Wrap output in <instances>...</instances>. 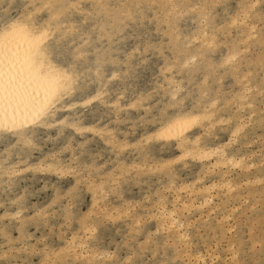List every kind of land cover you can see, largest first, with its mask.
I'll return each instance as SVG.
<instances>
[{
  "label": "snow or ice",
  "instance_id": "snow-or-ice-1",
  "mask_svg": "<svg viewBox=\"0 0 264 264\" xmlns=\"http://www.w3.org/2000/svg\"><path fill=\"white\" fill-rule=\"evenodd\" d=\"M10 9L0 11V264H264V237L223 250L214 237L215 248L200 252L191 205L167 195L194 187L176 174L189 160H214L207 173L224 177L248 166L227 149L245 129L264 130V0H32L15 15ZM129 39L138 42L131 52ZM141 68L154 72L147 98H163L132 120L122 114L144 107L145 95L126 103L124 92L113 97L107 85L121 81L126 92ZM90 105L85 123L78 110ZM121 125L139 129L138 139L129 140ZM218 125L230 126L227 143H202ZM50 129L54 136L42 131ZM193 129L203 135L192 140ZM97 138L104 147H90ZM160 147L179 154L158 157ZM260 155L261 176L249 184L264 189V149ZM33 159L38 163L29 164ZM25 172L58 178L50 202L33 204L26 188L20 195ZM144 177L157 187L126 199L125 186ZM208 185L225 194L237 187ZM260 196L245 204L264 220V191ZM118 222L128 225L120 240L107 235Z\"/></svg>",
  "mask_w": 264,
  "mask_h": 264
},
{
  "label": "rangeland",
  "instance_id": "rangeland-1",
  "mask_svg": "<svg viewBox=\"0 0 264 264\" xmlns=\"http://www.w3.org/2000/svg\"><path fill=\"white\" fill-rule=\"evenodd\" d=\"M32 0H0V11H3L9 5H11V14L15 15L16 12L23 10V5L25 3H31ZM85 3H91L92 0H84ZM110 2H118V0H110ZM127 46L128 51H132V47L135 46L138 42L132 39H129L124 42ZM224 52H227V49H223ZM138 55V54H137ZM141 75L138 79L129 80L127 84V91L125 92V84L121 81H112L108 83L107 90L110 92L111 96H115L117 91L124 92L125 102L132 103L133 96L138 99L139 95L143 93L146 97L144 101V107L139 109H127L126 113L122 115H129L132 120H138L141 115H145V108L149 105H154L157 99L163 98V92L159 96H153L151 99H148V93L152 92L155 87L154 72L152 68H149L148 71H144L143 68L140 70ZM159 74V67L155 68V75ZM94 106L90 105L87 109L80 108L79 113H83L81 117L85 123L91 122V112ZM101 111H106L101 106ZM229 125L217 126V129L213 130L211 136H203L202 143L207 142L209 147L219 145L221 143H227V140L231 137L230 131H228ZM121 128L125 131H130L132 135L128 137L129 140L135 142L138 139L137 133L139 129L132 128L131 125H121ZM49 132L53 136L55 135V129L42 130ZM246 135H242L236 142H234L227 151L237 158L244 159L245 164L248 165L243 170L242 169H231L227 170L228 174L226 177L216 174H208L206 165L212 163L211 161H187V167H184V164L181 163L177 165L178 172L176 173L179 176L180 181L183 184L194 185V187L188 192H171L167 195L171 197L173 201L180 199L181 203L188 202L191 205L190 208V222L196 223L200 222L201 230L199 232L193 231V236L198 243L200 252L207 255L208 247L215 248L216 239L218 237L220 243L223 246H227L229 242L237 244L239 246L242 240L251 241L259 240L261 237H264V220L261 219L259 208L253 212L251 208L245 204L246 200H251L253 202L259 203L261 196L260 193L264 191L261 189L260 185L249 184V180H256L261 176V150L264 149V141L261 137L264 136V130H262L259 125L245 129ZM196 135H203L202 130L196 129L194 131ZM194 137L195 135H191ZM45 142L48 147H52V141H48L47 137H44ZM96 144H100L101 147H104L102 142L98 138L94 141L90 147H95ZM2 150V148H0ZM158 157L164 159L170 158L173 154H179L177 148L169 147H160L156 150L155 153ZM38 156L39 153H36ZM42 158V157H41ZM231 158V156L229 157ZM38 163V161L29 160V164ZM255 165V167H252ZM225 170L218 169L217 172H223ZM202 173L204 175H202ZM143 183L137 185L132 183L131 185H126L125 198L126 199H135L139 200L143 198V195L147 194L149 187H157L154 180L151 177L142 178ZM58 178L44 172H25L23 177L20 178L21 187L19 189L20 195H25L24 189H27V199L33 204H42L45 200H49L50 197H53L55 193L52 190V185L57 183ZM152 180V183L149 184L147 181ZM197 181H202V183H197ZM211 183H225L230 182L236 187V191L232 193L225 194V190L219 188L214 189L211 192H207L205 189L208 188V182ZM66 183V180H60L59 184L63 185ZM47 186V187H46ZM143 189V193H142ZM2 191V190H0ZM15 193H13V196ZM211 197V198H210ZM211 200V203L205 207H199V204L204 199ZM2 199V197H0ZM240 208L241 211L233 213L232 209ZM87 211V209H84ZM142 211V210H141ZM3 214V210H0V215ZM232 214L233 219L231 221H220L224 220L225 215ZM189 215V213H185ZM55 223V221H53ZM205 222L207 224L205 225ZM154 222L149 221L148 227L152 231H155L153 227ZM235 229V231L225 235V231L228 227ZM57 231L60 230L59 223L55 224ZM117 227L119 235H117ZM128 225L124 222H118V226H113V230H110L107 235L114 239L120 240L123 239V235L126 233ZM219 229V232L216 230ZM31 231L35 232V228H32ZM203 237V238H201ZM109 243L111 240L108 241ZM194 254H199L195 249L193 250ZM251 255V254H250ZM257 259H258V253ZM83 260V257L81 258Z\"/></svg>",
  "mask_w": 264,
  "mask_h": 264
},
{
  "label": "bare ground",
  "instance_id": "bare-ground-1",
  "mask_svg": "<svg viewBox=\"0 0 264 264\" xmlns=\"http://www.w3.org/2000/svg\"><path fill=\"white\" fill-rule=\"evenodd\" d=\"M195 130H196V129H193L191 132L188 133V135L190 136V138H191L192 140H195V136H194V137L191 136V135H193V133H194ZM177 149H178V148H177ZM178 150H179V149H178ZM211 162L214 163L215 161L212 160ZM221 183H223V182H221ZM207 192H208V191H207ZM210 198H211V197H210ZM210 198H209V199H210ZM206 199H207V198H206Z\"/></svg>",
  "mask_w": 264,
  "mask_h": 264
}]
</instances>
